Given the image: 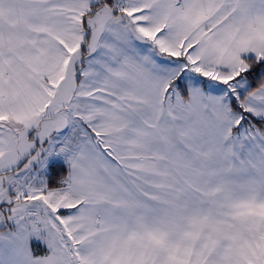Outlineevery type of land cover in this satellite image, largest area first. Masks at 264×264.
Wrapping results in <instances>:
<instances>
[{
    "label": "snow or ice",
    "instance_id": "1",
    "mask_svg": "<svg viewBox=\"0 0 264 264\" xmlns=\"http://www.w3.org/2000/svg\"><path fill=\"white\" fill-rule=\"evenodd\" d=\"M0 264H264V0H0Z\"/></svg>",
    "mask_w": 264,
    "mask_h": 264
}]
</instances>
